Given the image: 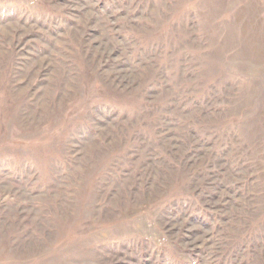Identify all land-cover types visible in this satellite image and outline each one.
Returning <instances> with one entry per match:
<instances>
[{"label":"rangeland","instance_id":"rangeland-1","mask_svg":"<svg viewBox=\"0 0 264 264\" xmlns=\"http://www.w3.org/2000/svg\"><path fill=\"white\" fill-rule=\"evenodd\" d=\"M0 264H264V0H0Z\"/></svg>","mask_w":264,"mask_h":264}]
</instances>
